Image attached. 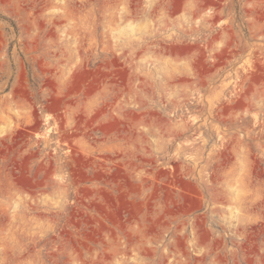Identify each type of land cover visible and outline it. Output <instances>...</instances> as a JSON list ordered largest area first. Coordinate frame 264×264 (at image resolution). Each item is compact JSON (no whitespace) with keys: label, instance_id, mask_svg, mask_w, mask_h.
<instances>
[{"label":"rangeland","instance_id":"obj_1","mask_svg":"<svg viewBox=\"0 0 264 264\" xmlns=\"http://www.w3.org/2000/svg\"><path fill=\"white\" fill-rule=\"evenodd\" d=\"M0 264H264V0H0Z\"/></svg>","mask_w":264,"mask_h":264}]
</instances>
